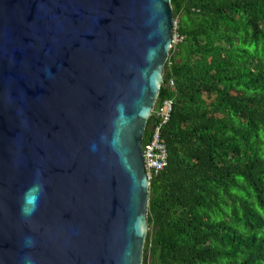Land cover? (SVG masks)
Instances as JSON below:
<instances>
[{
  "label": "water",
  "instance_id": "obj_1",
  "mask_svg": "<svg viewBox=\"0 0 264 264\" xmlns=\"http://www.w3.org/2000/svg\"><path fill=\"white\" fill-rule=\"evenodd\" d=\"M170 0H0V264H142V139Z\"/></svg>",
  "mask_w": 264,
  "mask_h": 264
},
{
  "label": "trees",
  "instance_id": "obj_2",
  "mask_svg": "<svg viewBox=\"0 0 264 264\" xmlns=\"http://www.w3.org/2000/svg\"><path fill=\"white\" fill-rule=\"evenodd\" d=\"M170 6L181 40L143 133L142 148L158 129L166 164L142 264H264V0Z\"/></svg>",
  "mask_w": 264,
  "mask_h": 264
},
{
  "label": "built area",
  "instance_id": "obj_3",
  "mask_svg": "<svg viewBox=\"0 0 264 264\" xmlns=\"http://www.w3.org/2000/svg\"><path fill=\"white\" fill-rule=\"evenodd\" d=\"M173 25L175 29L176 22L175 24L173 22ZM174 36L177 37V34L175 33ZM164 104L169 107L170 101H165ZM142 151H143L144 171L146 174V178L149 182L153 175L152 171H154L156 175V173H158L166 164L165 162L166 154H165L164 146L161 145L158 140V129H156L150 143L144 146V148H142ZM155 151H157V153Z\"/></svg>",
  "mask_w": 264,
  "mask_h": 264
},
{
  "label": "rangeland",
  "instance_id": "obj_4",
  "mask_svg": "<svg viewBox=\"0 0 264 264\" xmlns=\"http://www.w3.org/2000/svg\"><path fill=\"white\" fill-rule=\"evenodd\" d=\"M175 22L177 23V20L174 21V24H175ZM177 41H178L177 37L176 36H173V38H172V44L173 43H176ZM147 231H148V228H147Z\"/></svg>",
  "mask_w": 264,
  "mask_h": 264
},
{
  "label": "clouds",
  "instance_id": "obj_5",
  "mask_svg": "<svg viewBox=\"0 0 264 264\" xmlns=\"http://www.w3.org/2000/svg\"><path fill=\"white\" fill-rule=\"evenodd\" d=\"M173 22H174V21H173ZM176 27H177V24H176ZM175 33H176V32H174V25H173L172 38H173V36H174ZM177 39H178V40H181L180 37H177ZM171 45H172V43H171ZM155 103H156V102H155ZM149 184H150V181H149ZM148 187H149V185H148Z\"/></svg>",
  "mask_w": 264,
  "mask_h": 264
}]
</instances>
